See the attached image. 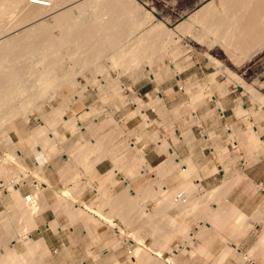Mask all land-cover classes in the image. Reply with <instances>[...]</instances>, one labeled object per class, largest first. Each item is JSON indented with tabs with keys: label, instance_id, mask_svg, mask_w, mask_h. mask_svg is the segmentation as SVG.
Masks as SVG:
<instances>
[{
	"label": "rangeland",
	"instance_id": "rangeland-1",
	"mask_svg": "<svg viewBox=\"0 0 264 264\" xmlns=\"http://www.w3.org/2000/svg\"><path fill=\"white\" fill-rule=\"evenodd\" d=\"M45 1L44 0H39V1L38 0H30V1L27 0L29 5L32 3H33L32 5H35V4L42 5V4L47 2V1L46 2ZM71 1L73 2V0H69V3ZM124 1L126 4L127 0H123V2ZM132 1H134L137 4L139 9L134 12L133 11L134 9H131V11H130L129 10L130 7L129 8L126 7V10L128 12L130 11V14L132 12L133 15L131 14L130 16L132 18H137V21H139V22H137V24H140L141 22H140V20H138V17L143 13V11L145 9L151 11L152 10L151 8L154 6L149 5V4L145 5L142 0H137V1L132 0ZM157 3H158L157 5L160 9H164L166 11L171 12V14L176 16L175 18H177V19L180 18V12L178 11V6L177 7L176 6H174V7L170 6V7L164 8L163 1L160 0ZM193 3H194L193 0H185V1L182 0L180 5H179V9H183L187 6H190ZM14 5H13L14 8L12 6L9 8L6 7L2 11V15L4 16V13H6V11L9 10V12L7 11V14L9 13V15H10L9 20L11 19L10 20L11 23L9 22L10 27L12 26V24H14L13 26L16 25L17 22H15V21L20 20L21 18L23 19L22 15L27 10L26 9L27 7L25 8L26 9L25 10L22 6L19 7V5H18L15 8ZM47 7H48V9L50 7V11H51V6H47ZM59 7L60 6H57L54 9V11L58 10ZM124 8H125V6H124ZM5 9H7V10L5 11ZM22 9L25 11H23ZM99 9L100 10H107V9H103L100 7L98 8V10ZM154 10H155V12L152 11V13L155 14L157 19L161 20L164 13L162 11H160L158 13L156 8H154ZM128 12H127V17H128ZM72 13L74 16L78 15L77 10H72ZM102 16L103 17L102 18L100 17L99 21L103 22L104 20H106V16L105 15H102ZM131 17H130V19H131ZM131 20L133 21V19H131ZM135 21H136V19H135ZM135 21H133V22H135ZM117 22H116V25L120 26L119 24H117ZM126 22H127V24L131 23V25L136 24L133 22H128V21H126ZM126 22H124V23L120 22L121 27L119 30L120 31L125 30L126 32L128 31L130 33V35H129L128 33H125L124 31L120 32L123 34L122 36H124V34H126L125 38L123 37L124 39H122V40H124L125 45H127V47L129 48L130 46H133V45H130V43H133V41L135 40V36L136 37L137 36H139V37L143 36L144 35L143 32L145 31V33H146L147 29L144 30L143 27L137 28L136 26H138V25H136V26L134 25L135 27L134 26L130 27V25L128 24L129 25V27H128L126 24L124 26V24ZM23 23L24 22L22 21V25H23ZM174 23H176V22H174ZM122 24H123V26H122ZM149 25H146L147 28ZM132 27H134V30ZM117 28H119V27H117ZM135 28H137V29H135ZM115 29H116V27H115ZM52 33H53L54 37L56 36V38H58V35H60V32L57 29H54L52 31ZM65 40H67V38H65ZM35 41L37 42L38 40L35 39ZM33 42L34 41L31 40V44H34V45H31L28 43L29 48H32L33 46L36 47V42H34V43ZM77 42L78 41H76V43ZM74 43L71 42V43H69V45L67 44V46L70 49L69 50L70 52L68 51L67 46L66 47L65 46L63 47L62 45L56 46V48L58 47L57 49L60 52L59 57L60 58H61V56L63 57V58H61L63 60H60V64L56 65L57 66L56 70H57V68L59 70V71L57 70L58 72L55 70L56 74L59 73V75L58 74L56 75L58 77V80H59V78H60V80L65 78L69 74H70V77L72 75H74V73L76 75V76L74 75L75 79H73V80H72V78H74V76L71 78L68 76V80L66 78H65L66 80L64 79V82L67 81L70 83L71 81H73L70 84V86L74 85L75 88L73 86L71 89L68 88L69 85H65L66 82H65V84H64V82H61L62 84L61 83L59 84L62 86L64 85L65 86L64 89L66 88L65 90L62 88L58 89L59 87H57L56 84H54V86H56V88L54 86L52 87V85L50 86V87H52L51 89L54 88L55 90L56 89L61 90V91L63 90V92L58 91V93H56L58 97H54V98L50 99L51 97L49 95H51V93H47V91L44 92L42 90L44 93L48 94V96L46 94H44L47 98L43 97L44 95L42 94L43 92L40 91L41 89H38V91L42 95L38 94L39 92H36L37 91L36 89H33V91H32L31 87L34 88V84H35L34 82L35 81L31 80V79H33V76L32 77L30 76L31 77L30 78L27 75H30V74L32 75L33 73H36V72L30 71V73L29 72L25 73L22 70L24 72V75H25L23 79H26L25 78L26 76L29 77L31 82H32V85L29 84L30 87L28 86V89L29 88L30 89L29 90L26 89L27 91H25L24 95H23V90H22V94L20 93V95H17V97L19 99H21V98H23V97H19L21 95H23V96H25V95L26 96L27 95L32 96L33 95L32 96L33 101L35 100L34 99V97H35L36 100L39 99L41 102H39V101L36 102V100H35L34 102H32V104L37 105V103H38V105L37 106L35 105V106L38 107L39 109L35 110V108H33L35 106H33L31 108L28 107L29 109L27 108L26 109L27 111H25L24 108H22V107H25L26 104H28V102H29V104H31L30 103L31 100L30 101H26L25 99L19 100L16 97L15 99L17 100V102H16V100L14 102L15 104L12 102L13 105L17 104L18 107L21 108L20 109L21 113L22 112H25V113L24 114L18 113L15 116L16 118L14 117L15 120L14 119L13 120H14L15 124H5L4 123L5 126H4V124H2L3 127L0 128V175L4 176L7 172L15 170V178L13 180H18V182L16 184H19V183H22L23 181H25L26 179L28 180V178H29L28 176L30 175L29 172H32L33 176L39 182L42 180L47 181L44 173L50 167L49 165L54 166L56 168V170L58 171V174L61 176L63 183L65 185V189L60 187L61 190L58 191L56 194V198H57V206H56L57 209L56 210L59 212L63 209H66V210L69 209V210H67L69 212L68 216L72 217V215L70 214V211H71V209L74 210V208H76V207L73 208L72 205H70L69 203H64V204L61 203L62 197H60V195L63 197L71 195L68 197L69 200L74 201V199L76 198L75 200L80 201L81 197L86 192L87 193L89 192L90 197L92 198V202L87 203L86 205H90L95 210L100 211V214L98 212H96L97 213L96 214L94 211L86 210L83 207L84 210H79V211H77V213H75L76 219L71 218V220L74 223L80 222L83 224L84 229H86V231L88 232V236H89L88 242L90 244L89 247H91V246L93 247V245L97 244L100 239H104L108 246L111 245L114 248H118L122 245H125V247L129 246L133 250L132 256H133V258H135L136 264H166V260L168 258L169 259L171 258L173 260V261H171V260L169 261V259L167 260V262H169L168 264H171V262H174V260H175L174 258L176 256L175 254H177V253L180 254L178 259H176V262L179 264H221V263L227 264V263H225L226 258L230 257V256H234V258H235L236 262H233V264H250V263L256 264V263H254V261L257 259L258 254L261 252H264L263 246L261 245V243H259L261 241V239L263 238L262 236L251 238V240H253L254 243H253V246L251 247L250 251L246 254L241 252V250H240L241 254H238V251H233L231 253L229 252L230 249L228 247L231 246L230 243L232 241L238 243L237 245L239 248L240 241L243 239H246V237L241 236L243 234V232L239 236L236 233L237 237H228V236H221V235H218L217 237H206V236L201 237V236L196 235V239L194 241L190 240V239L188 240V242H191L190 246H189L190 248H185L182 246L177 248V245H179V244L183 245L185 243V239L189 238L186 236V233L188 231L190 232L192 230L187 225L184 226L183 224L182 225L180 224V225L184 226L186 228V230H183V228H181L180 225H179V227H177L176 224L180 223V222L178 221V219L176 217H174V220H173V218H171V216H169L168 219L162 220L163 212H161V211H162V209H164V207H166V205L164 203H167V201H168L167 199H169V197L170 198L173 197V201L178 202L177 199L182 197L183 190L180 189V187H179V191L181 190L180 191L181 193L179 194L180 196L179 195L176 196V193L177 192L179 193V191L176 190V188H178V187L176 186L175 188H169L167 186V184H166L167 180H171V181L176 182V181H178L179 177L175 176L173 174V172H170L169 175L167 174L166 177L164 176V178H163L161 173L158 174L159 172L157 171L160 168L162 169V167H160V166H162L161 164L157 165L154 168L153 167L151 168V166L148 164L147 160L142 162V164L144 162L146 163V164L144 163L143 165H141V164L138 165L137 161H135L136 159H138V157H141L140 155H138V153H140L139 151L142 150L141 152L142 153L144 152L143 148L137 147V143L140 141L146 140V138L150 141L153 140L155 143H157V141L154 140V135H155V133H157L159 136V133L157 130H155V131H152V132L146 134L147 127L151 126V124L153 123V121H152L153 117H151V119H149V117L147 116L144 109L147 106H151V102L146 103L143 100V98L138 94V92L135 91L131 87L132 82H128V80H133L135 78L140 79L141 77L139 78L138 76L137 77H135V76H136V74H138V72L140 73V71H142V72L145 71L146 65H147L146 67L149 70H150V67L152 68V72L155 75H154V79L152 77H151V79L155 80V82H157V83H160L162 81L165 82V81H168L170 79H175L176 76H174V74H173L174 71H172L170 69V65H168L169 61L173 60L174 57H177V58L179 57L178 58L179 61L184 59V57H187V60H188V57L191 56V61L188 62L189 64L191 62V66H189L188 68L183 70L182 73L178 74V75H182V77H184V78L186 77V79H187L184 83L181 84V89L182 90L184 89L183 91L187 92L186 93L187 94L186 100H185L184 104H182L180 107H177L173 110H167L164 107V103H163V100L161 99V97L159 98L158 95H156L157 96L156 98L155 97L151 98V101H154L157 104V106L154 109L157 112H159L160 115H162L166 119H167V114L170 117H176L177 115H181L183 113L185 115L184 116L185 122L190 125L189 126L190 129L184 130V133H183V136H184L183 141L184 142L183 143L186 146L193 148V146L191 145L192 144L191 140L194 139V136L197 139L199 138L198 133L200 132V130H202V132H205L208 135V138H210L212 140L218 139V136H217L218 133H216V131L214 132L213 129H211L210 131H208V130L205 131L204 129H201L199 127V126H201V122L202 121L207 122L208 119L210 117H212L213 115L218 116L220 114V112L221 113L223 112V107L225 109L227 106H229V108H233L232 110L234 113L230 109H228L226 112L229 111L228 115H230L233 120H236V119L241 120L239 117L244 118L243 122L245 123V126H243L242 129L235 130L234 131L235 134L233 133L234 135H230V136L228 135V139L231 142L233 139L234 140L238 139V141L240 139V141L238 143L239 147L236 150L241 149L242 152H245L246 151L245 149H248V154L251 156L247 157V158H249L248 160H250V162H252L253 160L256 161L257 159H259V158H257V155H261L264 153V149L256 146L257 144H255V142H256L255 138H257V140L260 141L259 139H261V137L262 138L264 137V104L258 100L256 101L254 98H252V95L250 94L249 91H245V89L241 85L239 86V84L235 83V82L228 83V85L230 84L232 86V89L234 90L231 94H225V93L222 94L220 92L219 93H213V91L212 92L205 91L208 88L211 90L213 88H215L212 85L213 81L211 82L212 84L210 83L211 75L209 77H204V78H202V77L201 78H193L192 76H190V74L192 72V68L197 63V60H198L197 57H199L200 54H203L204 50L199 45H197V44L194 45L192 42H190L188 40H183V41L181 40L179 43L176 44V46L170 45L169 49H167V46H165L164 49L161 46L162 49L160 50V52H158V53L156 52V54L154 55L155 57L151 62L149 61V63H148V61H147L148 64L143 63V65H141L137 70L125 68V70L123 69L124 71L123 70L120 71V69H118V67H116L113 64V61H111L112 59H110V57L112 58V56L109 54V52L113 53V50H111V49H109V50L106 49L109 52L107 51L108 52L107 53V52H105L106 51L105 50L103 52V55L101 54V58H99L100 57L99 55L98 56L94 55L96 60L98 59L97 60L98 62L95 61L94 58H93L94 61H91V59H89L91 61V64L93 63L96 67H97L98 63L100 64V65H98L97 70L94 69L95 67L93 66V64L91 66V68L93 67L92 70H91V68L89 69L90 66L86 68V66H88L90 62L88 61L89 63L87 65H85V63H83L82 60L87 61L88 58L91 56L88 55L89 57L86 56V58H85V56L83 54L79 53V51L76 48L77 46L75 47L76 43L75 44ZM26 44H27V42H26ZM70 44L71 45L74 44V45L71 46ZM17 46H18L17 48L20 49L21 45L18 44ZM23 46L21 47V50L28 49V47L25 44ZM187 46L191 47V51H189L188 53H187L186 49H189V48ZM17 48H16V50H18ZM71 49L75 52H78V54L76 53V58L74 57L75 52L73 54ZM26 51H28V52L32 51L33 52V49L26 50ZM18 52H19V50H18ZM18 52H16V53L18 54ZM22 52L23 51H21L19 53L22 54ZM116 52H118V51H116ZM185 52H186V56L183 55V53H185ZM211 53L214 56H216L217 58L226 62L232 68L233 72H235L237 75H239L245 81V83H247L248 85H251L254 89H256V91L261 96L264 97V51L240 67L233 66L231 64V62L227 59V56L225 55V52L223 50L216 48ZM77 55H79L80 57H78ZM107 55H108V57H105ZM18 56H20V55H18ZM36 56H38V55L31 56V58H29L30 60H28V61L30 63L32 61L35 62L37 60ZM52 56H51L52 58H55L54 55H52ZM70 56L71 57L73 56V57L70 59ZM82 56L84 57L83 59H81ZM102 56H103V58H102ZM32 58H34V59L36 58V59L32 60ZM49 58H48V60H49ZM79 58L81 59L80 62H79ZM22 59H25V60H23L21 63H23L25 61L26 64H25V62H24V64L27 66V61H26L27 58H22ZM76 59H78V61ZM75 60H76V62H75ZM37 61L39 62V60H37ZM37 61L35 64H39V63H37ZM200 61H201V63H203L204 66L206 65L210 68L209 72H212V73L216 72L217 76L215 77V79H216L217 83H219L216 85L217 87H218V85H221V84L227 85V82H229L227 75H225L223 73H217V70L214 67H211L212 65H209V63L206 61V57L200 58ZM29 62H28V65L31 66V64H29ZM50 62H52V61L50 60L49 62L47 61L45 63L43 61V64H48ZM77 62H79V63H77ZM21 63L18 62V65ZM150 63H151V65H150ZM32 66H36V65H34V63H33ZM71 70H74V71H71ZM75 70H77V71H75ZM20 71H18L19 74H17V75H19V77H17V78H21L20 76L22 74V71L21 72ZM55 71H54V73H55ZM72 72H74V73H72ZM67 73H68V75H67ZM107 73H108V75H107ZM145 73H147V72H145ZM107 76H109L110 79ZM93 77H94V79H93ZM188 77H189V79H188ZM101 79H103V81L106 79L105 83L103 81H102V83H100ZM58 80L56 79L55 81H58ZM108 80H111L113 82L112 87H109ZM61 81H63V80H61ZM58 82H57V84H58ZM194 82L198 83V84H196V86L199 88V90H202V93H201V91H199V93L189 91V90H192V87H188L187 91H186L185 84L187 83L186 84V86H187L189 84H193ZM69 83H67V84H69ZM75 83H77V84H75ZM103 83L105 86L109 87V89H107V87H106V89L108 91L102 87L103 85L101 86V84H103ZM78 84L80 86H77ZM214 84H216V82ZM21 85L24 86L23 83H21ZM26 85H28V84H25V87L27 88ZM118 85H121V89L118 88V87H120ZM62 86H60V87H62ZM84 86H86L87 88H85ZM116 86H118L117 87L118 90L115 89ZM35 87H37V86H35ZM38 88H40V85H38ZM111 88L113 89L112 91H111ZM54 89H53V91H54ZM30 90H31L32 95L30 94ZM104 90L107 91L108 93H104ZM196 90H198V89H196ZM35 94L38 97L34 96ZM88 94H90V95H88ZM105 94H106V96H105ZM107 95H109V96H107ZM134 95H136L142 101V103H143L142 105L144 107L142 112L143 113L145 112L147 121L145 120V118L144 119L141 118L138 105L136 104V101H135V98H137V97L136 96L134 97ZM212 95H215V96H212ZM39 96L42 98H40ZM78 96H80V97H78ZM193 97H196V99H193ZM75 98L78 99L79 102L83 101L84 99L86 100L87 98L90 101L97 100V104L99 106L98 107L91 106L90 108L88 107L86 109L81 108V104L80 103L77 104L78 101ZM80 98H82V99L80 100ZM188 99H189V101H188ZM191 100H193V101L196 100V101H194V103H193V101H191ZM11 101H14V100H11ZM190 101L192 103H190ZM61 102H62V105L66 106L64 113H66L67 116L69 115L68 117L71 116L73 124L72 123L71 124H64L62 118H58V117L56 118L55 117V119H52V122H53V120H55L54 123H57V125L54 123L51 124L50 120L48 122L51 125L54 124L57 127H55V126L49 127L50 125H47V122L45 123V121H47L48 117L51 119V116H49V115H51V112H53V108H54V110H56L55 108H59L58 106L61 105ZM65 103H66V105H65ZM2 104L4 107L2 106L3 108L2 109L0 108L1 111L3 110L6 112L7 108L12 109V107H13V105L9 101H8V103L3 102ZM7 104H8V106H7ZM20 104H22L21 107L19 106ZM240 104H241V106H240ZM77 105H78V107H77ZM152 105H154V103ZM27 106H29V105H27ZM39 106H41V107H39ZM200 106L206 108V111H205L206 113L205 112L203 114L197 113V112H199L198 108ZM241 107L246 108L248 111L246 113H244L242 111ZM157 108H159L160 110ZM219 108H221V109H219ZM28 110H29V112H28ZM135 111L138 112L139 115ZM89 112L92 114H89ZM26 114H27V117L25 116ZM92 115H93V118H92ZM44 116L45 117L48 116V117L45 118ZM135 116L139 117L141 120L139 118H135ZM61 117H64V116L62 115ZM235 117H237V118H235ZM0 118H1V116H0ZM132 118H134V119H132ZM142 119H143V122H145V124L142 123ZM1 120H4V119H1ZM136 120H138V122L140 123L138 126L139 132L137 130H134L135 128H132L133 123H136L135 122ZM77 121L81 124H79ZM141 123L143 126L141 125ZM146 123L148 125H146ZM63 124L66 126H64ZM44 125L48 126V129L51 131L50 132L51 134L45 133V136L41 135L39 138L35 139L36 141L31 139L34 137L33 131H35V129L36 130L39 129L40 126L43 127ZM53 128H54V130L56 129V132H57L56 135L52 131ZM79 128H81V129H79ZM234 129H236V128H234ZM174 130L175 129H173V132H175ZM47 135H51L52 139L55 136L57 137V135L59 136V137L55 138L56 140L54 139L55 141L53 140V142H55V143L52 142L51 136L50 137L48 136L51 139L50 145H53V147L56 146L55 148H51L50 146H48V147L44 146L43 147L44 149H43L42 146H40L42 143H44L43 138L46 137ZM29 136L30 137L33 136V137L30 138ZM133 137H135L134 138L135 140H132ZM159 138L161 140H163L160 136H159ZM37 139H39V140L37 141ZM97 139L100 140L99 142H102L101 140H104V139L107 140V141L104 140L106 152L104 151V149H103V151H100L102 149L100 148L99 145H98V148L96 145H94V144H96ZM40 140L43 142H41ZM174 142L177 143L178 142L177 139H174ZM131 143H134V145H132ZM217 144H219V141L217 142ZM37 145L42 148V152L40 154H38V152H35V151L39 150ZM13 147L15 148V150ZM45 147H47L48 149ZM52 149H54L57 153L54 152V150H52ZM219 149H220V147H219ZM220 150H221L220 152H219V150L216 152V154H218V155L220 153V156L224 152L225 153L228 152V150L225 148L220 149ZM17 151L22 153V155L24 157L27 156V162L25 160V163H24L23 160L21 159V156L16 157V154L19 155V152H17ZM111 151H112V154L114 156L111 155V153H110ZM174 151H176V150L174 149ZM103 152L105 154H103ZM113 152H115L117 155ZM9 153H12L13 157ZM88 153L90 156H88ZM246 153H247V151H246ZM143 154L145 155V153H143ZM94 155H95V157H92ZM37 156H39V157L41 156L43 158V161H44L43 162L44 165L42 166L41 170H38V168H36L37 167V161L39 159V157L37 159ZM105 158L112 159L113 162L115 163V167H116L115 169H118L119 172L116 173L115 171H113V172H110V173L103 175V176H97L95 171H93L94 164L98 163L101 160H104ZM190 158L191 157L189 156V157L182 158V159L188 160L190 162L191 166L195 165V167H192V169L196 173H194V175L192 173V175L195 176L196 178H194L193 176L192 177L197 180L199 178V174H197L198 169L196 167V164L194 162H192L193 161L192 158L191 159ZM244 158H246V156ZM28 161H30V163ZM83 162H84V164H83ZM227 163H230V161ZM233 164H235V163H233ZM263 164H264V162H263ZM157 167L158 168L160 167V168L156 169ZM144 169H146V170H144ZM151 169H154V170H151ZM215 171H217V168H215ZM19 172H20V175L18 174ZM174 172H175V169H174ZM180 172H181V170H180V168H178L177 174H179ZM243 172L244 171L242 169H239L238 167L225 166L224 167V176L223 175L220 176L219 179L222 180L223 182H227V181L240 182V181L249 180V178H247V175L245 176L244 175L245 173H243ZM258 172L261 173V169H259ZM82 174L84 175L83 177H82ZM110 174L113 175V178L110 177ZM77 175L79 177H77ZM153 175H154V177H153ZM262 175L264 177V173ZM75 177H76V179H75ZM192 177H190V180H193ZM18 178H20V180ZM121 178L125 179L124 182L126 183V185L124 182H122ZM112 179H114V181H115L114 183L112 182ZM126 181H128L130 184L127 183ZM190 184L194 185L196 188H198L197 186H199L196 184V182H193V184L191 182ZM108 185H111V187H107ZM128 185H129V187H128ZM8 186L10 187L11 185L8 184ZM76 186H78V187H76ZM226 186L227 185L225 183H223V185L215 188V190L214 189H212V190L204 189V190H201L200 192L196 191V193H193L192 195H189L188 193H186L190 197L193 196L191 199V202H193L194 199L197 198V199H199V201L201 199H203V201H202L203 203H206L208 200H213V201L218 203V206H217L218 209L216 210V212H215L213 205H211L209 207V210H207L208 209L207 204L205 206H201L202 210H204L205 207L207 206L206 207L207 209H205V210H207V212H206L207 215L203 218L204 221H210L211 222V220H210L211 215L214 214V216L212 218H213V222H215V224L217 226H219L218 228H215V230L218 234L221 232H224V230H226V228L228 227L227 223L231 220H236L237 222H242L243 225H246V223H245L246 219H244V217H242V214L239 213V211L235 208V206L229 205L227 203L226 204H220V202H224L222 199L227 197V195L232 191L230 188H227ZM201 188H204V187L202 186ZM260 188L264 189V186L262 185V186H260ZM144 189H145V191H144ZM9 190H11V193L13 194V192H14L13 188H11ZM174 190L176 191V193L175 194L173 193L174 195H172V191H174ZM63 191L65 192V194ZM139 191H140V193H139ZM210 191H212V194H210ZM215 191H217V192L215 193ZM126 192H127L128 196H127V198H125V200H127V201H125L126 202L125 204L130 203V205H127L129 207L128 210L126 209V212L122 213L124 201L121 204V201L118 202V200L120 199L119 197L121 196V194L126 195ZM134 192H136V193H134ZM35 193L38 194V199H39L40 194L37 191ZM35 193L31 194L29 197H26V199H25L26 208L24 206V210L28 209L27 212L33 213V209H32L33 205H35V207H36L35 213L39 210L40 206L38 204V199L36 200V199L32 198V197H34ZM105 193L107 194V196L105 197L106 200L104 201L103 197L105 196L104 195ZM150 193H154V196H153V194H150ZM213 193L216 194V197H218V196L219 197L213 199V197H215V194H213ZM156 194L159 195V197ZM171 195H172V197H171ZM212 195H214V196H212ZM150 196H152V197H150ZM162 196H164V197H162ZM117 197H118V199H117ZM166 197H168V198H166ZM115 200H117V202ZM134 200L136 202H139L138 206ZM137 200H139V201H137ZM64 202H67V201H64ZM162 202H164V203H162ZM189 203H190V200H189ZM119 204H121L122 206ZM132 204L135 206L133 207ZM84 205L85 204H83V206ZM162 205H165V206L163 207ZM130 206H132L133 209ZM139 207H141V208H139ZM157 207H159V208H157ZM176 207H178L177 204L168 206V207H166L165 212L167 210L168 211L173 210ZM219 207L222 208L221 211H220ZM140 209H141V212L143 210V212L149 213L150 217H147L144 215L142 217V215L139 214ZM159 209H161V210H159ZM133 210H134V212H133ZM210 213H211V215H210ZM215 214H217L218 216L217 215L215 216ZM238 215H239V217H238ZM102 216H104V219ZM106 216L109 217L108 218L109 221L107 219H105ZM164 217L166 218L167 216H164ZM116 218L120 219V221H121L120 224L118 223V221H115ZM256 219H258V218H256ZM223 220H224V222H223ZM110 221H112V222H110ZM174 221H175V223L176 222L177 223L173 224ZM263 221H264V218H263ZM263 221H262V223H263ZM213 222H211V223L213 224ZM216 222H219V224H217ZM220 222H221V224H220ZM181 223H183V222H181ZM54 224H56V225H54ZM104 224H106L109 227V229L112 231V234L110 236H106V237L105 236L99 237V234L101 236V233L106 230V226ZM51 225H52V228L54 227L53 229H55V230H57L59 228L58 222H54ZM263 225H264V223H263ZM164 226H170L173 229V231H166L164 229ZM128 228H131V230L127 231ZM119 230H120V233L122 234L121 235L119 233L120 237L117 236V231H119ZM157 230H159L160 232H158ZM161 230H163V231H161ZM25 233H26V231H25ZM178 234L181 235L180 236L181 238L179 237V240H177L178 238L176 237ZM141 238H143V241H144L143 246L140 244L141 242H139V240H141ZM225 238H227L229 241H226ZM198 240H200L201 242H199ZM29 242H30V240L26 242V246L28 245V247L31 249V251L32 250H34V251L39 250V252L37 254L33 253V251L31 253L30 252L25 253V256H26L25 258L27 261H29L27 256H29V255L32 256V254H34L35 256H37V255L41 256L42 254H44L47 251L46 246L44 249L45 252L41 251L42 248L39 249L40 247H38V245L36 244L37 241H33V244L32 243L30 244ZM39 243L42 244L43 242L40 241ZM130 243L132 245H130ZM167 243H168V245H167ZM256 243L257 244L259 243V244L256 245ZM35 245H37V248ZM33 246H34V248H33ZM210 248L211 249L213 248V250H216V249L219 250L216 258H214V256H212V255L210 256V254L207 253V250ZM174 249H178L177 253H175V254L173 252ZM253 249H254V251H253L254 253H250ZM160 250H161V252H160ZM164 252H168V254H164ZM7 253L10 254L9 251H7ZM160 253H162V255ZM8 254L6 256H8ZM11 254H13V253H11ZM11 254H10V256L13 257L14 255H11ZM249 254H250V256H249ZM159 255L161 256V258L158 257ZM6 256H4V261L6 260L5 259ZM89 256H90V258L88 259V260H90V261H88L89 263L93 262L92 260H95V262L98 263V256H99L98 251H97V253L96 252H90ZM15 258L16 257H13V260H15ZM246 258H248V259H246ZM15 261L16 262H11V260H10L9 262H11V264H13V263L18 264L17 259ZM247 261H249V263ZM8 263L4 262L2 264H8ZM19 264H20V262H19ZM116 264H120V263L117 262ZM262 264H264V262H262Z\"/></svg>",
	"mask_w": 264,
	"mask_h": 264
},
{
	"label": "crops",
	"instance_id": "crops-1",
	"mask_svg": "<svg viewBox=\"0 0 264 264\" xmlns=\"http://www.w3.org/2000/svg\"><path fill=\"white\" fill-rule=\"evenodd\" d=\"M142 1L145 5L149 4V5L154 6L151 8L152 9L151 11L145 9L142 15L146 13H151V15L154 16L153 22L151 21L152 24L161 23L162 25L165 26V28L171 31L170 32L171 34H173V37L172 35L170 36V40L167 37L166 38L161 37L162 41L156 38L157 41L159 40L158 43L160 45L161 43L163 44L164 46V47L162 46L163 49L165 48L164 43L166 44L167 49H169L170 48L169 44L176 46V44L179 43L181 40L182 41L188 40L192 42L194 45L197 44L201 48H203L204 50L203 54H200V56L197 57L198 58L197 63L192 68V72L190 76H192L193 78H201V77L204 78V77H209L210 75L211 77L217 75L212 72H209L210 68L206 65L204 66L203 63H201L200 61V58H204V57H206V61H207V59H209L208 55L209 57L211 56L221 61L224 64V66L232 70V68L226 62L217 58L211 53L216 48L223 50L225 52V55L227 56V59L231 62L233 66H236V67H240L244 65L246 62L250 61L252 58L258 56L264 51V47H263L259 51L255 53H251L250 56H247L245 54L247 51L244 52V50H242V48L243 49L245 48L246 50L251 51L254 44H251L252 45L251 46L250 43H253V42L256 43L259 40V38L264 35V30H263L264 26H262L263 29L260 28L263 22L262 18H264V14H263L264 13V0L263 1L262 0H252V1L251 0H223V1L193 0L194 3L192 5L187 6L183 9H179V5L182 0H161L164 3V8H167L170 6L172 7L178 6V11L180 12V18L178 19L175 18L176 16L172 15L171 12L166 11L164 9H160L158 7L157 2H159L160 0H142ZM154 8L157 9L158 13L160 11L164 13L161 20L157 19L155 14L152 13V11L155 12ZM256 8H259V9H256ZM197 13L199 14L202 13V15H200L199 17V15H196ZM231 13L233 14L230 15ZM249 14L255 16V19H257L254 24H249V26L252 25L250 26L251 29H248L251 31H249V35L247 36V39L245 38L246 40H249L248 38L250 36V40H252V42L248 41L246 43L245 40H243L245 41L243 42L240 39L237 40V38L234 40L235 42L231 41V38L229 39V37L231 36H228V34L225 33V30H227V28L231 26L232 28H230V31L228 30V33L231 34L232 29H235V27L237 26V28L239 27L238 29L244 32L242 28H245L246 26L249 28V26L247 25L248 20L250 18ZM194 15H196V18L194 17ZM225 15L235 16L236 18L238 17L237 18L239 19V21L237 20L238 24L236 25V20H234L235 26L233 27L232 24L226 22L225 19H223V17H226ZM257 15L260 17L258 18L262 20L261 24H259L260 20L256 18ZM228 16L227 18H229ZM245 16H246V19H248L247 21L245 20ZM197 17H199L198 19L199 21L198 20L196 21ZM205 18L206 19L208 18L207 21ZM138 19H140V17ZM151 22H149L150 25H152ZM149 23H147L146 25H149ZM189 23H190V29L188 28ZM242 23L244 25H242ZM150 25L148 26L149 28L151 27ZM180 25L183 28H187V29H183L182 27H180ZM177 26L179 27L177 28ZM143 28L144 30L149 29L147 27H143ZM179 28H181L180 30L182 33L178 31ZM252 28H256V29H252ZM258 30L260 32L262 31L261 34ZM211 31L213 32V34ZM221 31H223L222 32L223 34L221 33ZM235 33L234 34L237 35V32ZM257 33L259 34V36L256 35ZM226 36H228L227 38L229 39L230 43L228 41L224 42L225 41L224 37ZM136 38L137 37L135 36V39ZM163 40L166 42H164ZM239 42L241 43V45ZM230 44L233 45L234 47L231 46ZM228 45H230L229 48H232V47L233 48L229 49ZM242 45L245 47H243ZM236 50L237 51L242 50L243 53L247 57L244 54H241L242 51L237 52ZM184 56H186V54H184ZM186 60H187V57H184V59H182L181 61H179L177 57H174L173 60L169 61L168 65L173 64V62L175 61L176 64H179V66L183 68L181 70H178L177 72H174V73L172 72L174 76H176L175 79H170L165 82L162 81L160 83H157L153 79H151V77L154 78V75H155L152 72V68L150 67V70H149L145 66V71L143 72L140 71L141 74L138 72V74H136L135 76V77L138 76L139 78L141 77L140 79L137 78L138 79L137 80L135 78L136 79L135 80L132 78L133 80H128V82H132L131 87L135 91L138 92V94L143 98V100L146 103L151 102V106H147L144 109L149 119L153 117V120H152L153 123L151 124V126L147 127L146 134L157 130L159 133V136L162 139H164L166 144L168 145V147L167 146L165 147L164 145L162 146V144L161 145L157 143L155 144L154 141H150L146 138V140L138 142L137 147L143 148L145 152L146 160L148 164L153 168L161 164L165 160L169 159L166 153L167 149L168 151L175 149L176 154L179 158H186L190 156L193 162L197 164L196 167L198 169V174H199V178L195 180V182L197 183V185L199 183L201 186H203L204 189L212 190L214 188L220 187L221 185H223V183H225L227 185L226 187L230 188L232 191L227 195V197L223 198L224 202H220V204L227 203L229 205L235 206V208L239 211V213L242 214V217L246 219V222H245L246 225H243L242 222L231 220L227 223L228 227L226 228V230L218 234L215 230V228H217L215 226L217 225L215 224V222H213V218H212L214 215H211L210 213L211 215L210 220L211 222H213V224L210 221L203 220V218L207 215L206 212L207 210H209V207L211 205H213L214 209L217 210V206H218L217 202L213 200H208L206 203H203L202 202L203 199L199 201V199L197 198L194 199L193 202H191L190 199L192 197L189 196L190 204H188L189 200L186 194L184 195V197L182 196L179 199H177L178 202H176V204L178 205V207H176L173 210H169V211L167 210L165 213L163 212L162 220L168 219L169 216H171V218L173 219L174 217H176L178 221L180 222L177 224V227H179L180 224L181 225L183 224L184 226L187 225L192 230L190 232L188 231V234L190 236L192 235L193 237H196V235L201 236V237L203 236L217 237L218 235L228 236V237H237V234L239 236L243 232L241 236L246 237V239H243L240 241L239 248H237L238 243L234 241H232L230 244L231 246H233L232 248L234 250L236 248L235 251H238V254H241V252L246 254L250 251L254 243V241L251 240V238L264 236V225H263L264 223L263 221L264 192L262 188L261 189L259 188L262 185L264 186V177L262 175L264 173V164H263L264 153L261 155H257V158L259 159H257L256 161L253 160L252 162H250V160H248L249 158H247L251 156L248 154V149H245L247 153L246 151L242 152L241 149L236 150L239 147L238 143L240 139L239 141L238 139H235V140L233 139L232 142L229 141L228 135H231V133L232 135H234L235 130L242 129V127L245 126V123L243 122L244 118L239 117L241 120L239 119L233 120L232 117L228 115L229 111L226 112L228 109H230L233 112L232 110L233 108H229V106H227L226 109L223 107L222 113L220 112L218 116L213 115L212 117L208 119L207 122L202 121L203 123L201 122V126H199L201 129H204L205 131L207 130L210 131L211 129H213L214 132L216 131V133H218L217 134L218 139L212 140L208 138V135L205 132H202V130H200V132L198 133L199 138L197 139L194 136V142L191 144L193 148H190L183 143L184 142L183 141L184 130L190 129L189 127L190 125L185 122V118H184L185 115L182 113L181 115H177L176 117H170L167 114V119H166L154 109L157 106V104L156 102L151 101V98L156 97V95H159L161 97L164 103V107L167 110H173L177 107H180L182 104H184L186 100L187 92L181 89V84L184 83L187 79L186 77L184 78L182 77V75H178V74L182 73L183 70L191 66V64L188 63V61H191V58L187 61ZM170 67H172V69L174 68L173 65H170ZM213 79L212 78L210 79V83L212 82V80L215 83L216 79L214 77ZM214 83H213V86L217 87L216 85L218 83L216 82V85ZM186 84H185L186 91L188 87H192V92L199 93V91H201L202 93V90H199V88L196 86V84H198L197 82H194L193 84H189L187 86ZM217 88H213L212 90L208 88L205 91L211 90L210 92L213 91V93H219L220 91ZM226 88H227L226 94H231L234 91L231 85H227ZM78 103L81 104V108H85V109L88 107L90 108L91 106H95V107L99 106L97 104V100L90 101L88 98L86 100L84 99L81 102L78 101L77 104ZM153 103L154 105H152ZM198 111L199 112L197 113L203 114L206 111V108L200 106L198 108ZM135 118H139V117H135ZM135 122L136 123H133L132 128H135L134 130H137L139 132L138 126L140 123L138 122V120H136ZM173 129H175L174 130L175 132H173ZM134 138L135 137H133L132 140H135ZM174 139H177L178 142L175 143ZM261 139H263V142H264V137L263 138L261 137ZM218 141H219V144H217ZM256 146L260 147L259 145H256ZM219 147L220 149H224V148L227 149L228 152L227 153L224 152L223 154H221V156H220V153L219 155L216 154L218 150L219 152L221 151ZM20 156L24 163H25V160L27 162V156L24 157L22 153L19 152V157ZM88 156H90L89 153H88ZM245 156L247 159L244 158ZM38 157L39 156H37V159ZM92 157H95V155ZM38 161H37V166H40V164L42 166L44 165L43 163L44 161L41 156L39 157ZM229 161L230 163H227ZM28 162L30 163V161ZM49 166L50 167L48 168V170H46L44 173L47 181L43 180L39 182L33 176L32 172H29L30 175L28 176L29 177L28 180L26 179L25 181L19 184H16L13 180L15 178V170L7 172L4 176L0 175V264L5 262L4 256L7 255V252H5V250L13 252L14 256L17 259L18 264L19 262L20 264H116L117 262L120 264H136L135 258H133L132 256L133 250L129 246L125 247V245H122L118 248H114L111 245L108 246L104 239H100L97 244L93 245V247L92 246L89 247L90 244L88 242V239H89L88 232L86 231V229H84L83 224L80 222L74 223L71 220V218L68 216V211H67L69 209L67 210L63 209L59 212L56 210L57 209L56 208L57 206L56 194L58 191L61 190L60 187L65 189V185L63 183L61 176L58 174V171L56 170V168L51 165ZM225 166H228V167L233 166V167H238L239 169H242L244 171L243 173H245L244 175L245 176L247 175V178H249V180L240 181V182H232V181L223 182L222 180L219 179V177L222 175L224 176ZM215 168H217V171H215ZM114 169H115V163L110 158H105L104 160L99 161L98 163L94 164V167H93V171H95L97 176L106 175L110 172H113ZM259 169H261V173L258 172ZM18 174L20 175V172ZM121 179H122V182H124L125 179L124 178H121ZM184 181L185 182L187 181L186 183H188L189 181L190 183V180H184ZM184 181H182L181 183L179 179L176 182L167 180L166 184L169 188H175L179 184L180 186L184 184L185 183ZM126 182L129 183L128 181ZM8 184L11 185V188L13 187L12 185H14L13 194L11 193V190H9ZM187 185L194 187V185H191V184H187ZM187 185L185 187H187ZM199 186H198V190L200 188ZM107 187H111V185H108ZM183 188L184 187L180 189L183 190ZM188 188L190 189L191 187L188 186L187 189ZM191 189L192 190L195 189L193 191H196L197 188L194 187ZM186 190L184 191L187 193ZM36 191L40 194L39 199H38V194L35 193ZM185 192H183V194ZM34 193L35 195L32 198L36 200L38 199V204L40 207H39V210L35 213L36 207L35 205H33L32 206L33 213H30V212H27V210L22 209V207L24 208L26 204L25 203L26 197H29L31 194H34ZM69 196L62 197L60 195V197H62L61 203L64 201H67L65 203H69L70 205L74 207L76 204V206L83 208V204L92 202V198L90 197L89 192L88 193L86 192L81 197L80 201H77L74 198H73L74 201L69 200L68 199ZM169 201L171 202V204L173 203L171 199ZM169 201H167L166 204H168ZM125 203L124 205L127 206ZM206 204L208 205V209L202 210L201 206H205ZM168 205L166 207H168ZM128 208L129 207L127 206V210ZM164 209H162V211H165ZM164 216H168V217L164 218ZM115 221H118L119 224L121 223L119 218H116ZM53 222H58L59 228L57 230L53 229L54 227L52 228L51 224ZM104 225L106 226V230L101 233V236L99 234V237H104V236L106 237L112 234V231L109 229V227L106 224ZM184 226L182 227L186 230ZM164 229L166 231H173V229L170 226H164ZM25 230H27L26 233L24 232ZM128 230H131V228H128L127 231ZM188 234L186 233V236ZM180 236L181 235L179 234L176 236L178 238L177 240H179ZM29 239L33 241H40V240L44 241L47 247V251L41 256L40 255L35 256L34 254H32V256L29 255L27 256L29 261H27L25 258L26 257L25 253H29V250L26 246V242L29 241ZM198 241L201 242L200 240ZM130 245L132 244L130 243ZM261 245L263 246V249H264V245L263 244ZM177 246H180V244ZM210 249L207 250V253H209L210 256L212 255L214 256V258H216L219 250L217 249L213 250V248L211 250ZM240 250L241 252H239ZM97 251L99 252V256H100V257L98 256V263H96L95 260H92L93 262L89 263L88 262L90 261L88 260L90 258L89 253L90 252L97 253ZM164 254H168V252H164ZM179 256L180 254H176L174 258L175 260L171 264H179L176 262V259H178ZM233 262H236L234 256L226 258L225 263L233 264ZM247 262L249 263V261ZM262 262H264V252L259 253L257 259L254 261V263L256 264L257 263L262 264ZM166 264H168L167 261H166Z\"/></svg>",
	"mask_w": 264,
	"mask_h": 264
},
{
	"label": "bare ground",
	"instance_id": "bare-ground-1",
	"mask_svg": "<svg viewBox=\"0 0 264 264\" xmlns=\"http://www.w3.org/2000/svg\"><path fill=\"white\" fill-rule=\"evenodd\" d=\"M28 1H30V0H28ZM39 1V0H38ZM45 1V0H44ZM48 3H47V2ZM45 2L46 3H44V4H42V5H37V4H35V5H32V4H30L29 5V3L27 2V0H0V105H1V109L4 107L3 106V102H7L8 103V101L9 102H11V104H12V102L14 103L15 102V98L17 97V95H20V93L22 94V90H23V95H24V93H25V91H27L26 89H28V86L30 87V85L29 84H31L32 85V82H31V80L32 81H35L33 84H34V88H32L31 87V89H32V91H33V89H36L37 91L36 92H39L38 91V89H41L40 91H44V92H46L47 91V93H51V95H49L51 98L50 99H52V98H54V97H58L57 96V94L56 93H58V91L60 92L61 90H58V89H64V85L62 86V85H59L61 82H64V79L66 78L67 80H68V76L70 77V74L68 75V73H67V75L68 76H66L65 78H63V79H61V80H63V81H61L60 80V78H59V80H58V77L56 76L57 74L59 75V73H57L56 74V71L58 70V68H57V70H56V65H58V64H60V60H63V59H61V58H63L62 56H61V58L59 57V50L56 48V46H58V45H62L63 47L65 46H67V44L69 45V43H76V41H78L77 43H76V45H75V47L77 48V50L79 51V53H81V54H83L84 56H85V58H86V56L87 57H89V56H91V57H89L88 58V60L86 61V60H82V62L83 63H85V65H87L89 62V65L88 66H86V68L87 67H89V69L91 68V66H92V64H91V61H97L96 60V58L94 57V55L96 56H100L99 58H101V54L103 55V52L106 50V49H111V50H113V53L112 52H109L108 50H106L105 52H109V54L112 56V58L110 57V59H112L111 61H113V64L116 66V67H118V69H120V71L121 70H125V68L127 69H138L141 65H143V63H147V61H148V63H149V61L151 62L153 59H154V55L156 54V52L158 53V52H160V50H161V46H163V44L161 43V45L158 43V41L156 40V38H158V39H160V41H162L161 40V37H167L169 40H170V36L172 35V37H173V34H171L170 32V30H168L167 28H165V26L164 25H162L161 23H154V24H152V22H153V18H154V16H152L151 15V13H146V14H144V15H140L139 17H140V19H138V20H140V24H134L135 26L136 25H138V26H136L137 28L139 27H147V26H145L147 23H149V22H151V24L152 25H150L151 27L149 28V29H147V31H146V33H145V31L143 32V36H141V37H139V36H137L138 38L137 39H135L134 41H133V43H130V45H133V46H130L129 48L127 47V45H125V43H124V40H122V39H124L125 38V36H126V34H124V36H122L123 34L122 33H120L121 31L123 32H125V33H128L129 35H130V33L127 31H125V30H119L120 29V27H121V24H120V22L121 23H124V22H126V21H128V22H133V21H135V19H137V18H132L130 15L132 14V12H131V14H130V11H131V9H134L133 11L135 12V11H137L139 8H138V6H137V4L134 2V1H132V0H127L126 1V4H125V1L123 2V0H73V2L71 3H69V0H46ZM219 1H223V0H219ZM252 1V0H251ZM263 1V0H262ZM32 2V1H31ZM123 2V3H122ZM129 2V3H128ZM258 2V1H257ZM38 3V2H37ZM221 3V2H220ZM259 3V2H258ZM258 3H256V4H258ZM15 4V5H14ZM222 4V3H221ZM13 5L15 6V8L19 5V7L20 6H22L25 10H23V11H25L24 13H23V15H22V17H23V19L21 18L20 20H17V21H15V22H17L16 23V25L15 26H13L14 24H12V26L10 27L9 25H10V23H11V19L9 20V13L7 14V11L9 12V10H7V9H5V11H6V13H4V16L2 15V11H3V9L4 8H9V7H13ZM27 5V6H26ZM60 6L59 8H58V10H55L54 11V9L57 7V6ZM220 5V4H219ZM225 5V4H224ZM47 6H51V11H50V7H49V9H48V7ZM56 6V7H55ZM124 6H125V8H124ZM256 6V5H255ZM55 7V8H54ZM103 8V9H107V10H98V8ZM126 7L127 8H129L130 7V11L128 12L127 10H126ZM263 7V6H262ZM14 8V7H13ZM47 8V9H46ZM53 9V10H52ZM253 9H255V8H253ZM256 9H259V8H256ZM15 10V9H14ZM21 10V9H20ZM19 10V11H20ZM72 10H77L78 11V15L76 16H74L73 15V13H72ZM203 10H205V9H203ZM209 10V9H208ZM254 11V10H253ZM256 11H258V10H256ZM14 12V11H13ZM74 12V11H73ZM127 12H128V17H127ZM133 12V13H134ZM228 12V11H227ZM247 12V11H246ZM245 12V13H246ZM249 12V11H248ZM263 12V11H262ZM11 13V12H10ZM18 13V12H17ZM207 13V12H206ZM6 14V15H5ZM15 14V13H14ZM21 14V13H20ZM19 14V15H20ZM233 13H231L230 15H232ZM264 14V13H263ZM2 15V16H1ZM18 15V16H19ZM102 15H105L106 16V20H104L103 22L102 21H99V19H100V17L102 18L103 16ZM133 15V14H132ZM196 15H199V17H200V15H202V13L201 14H199V13H197ZM196 15H194V17L196 18ZM211 15V14H210ZM228 16L229 18H227V16L226 17H223V19H225V21L226 22H228V23H230V24H232V26L234 27L235 26V24H234V20H236V25L238 24V21H239V19H237L235 16ZM236 15V14H235ZM250 15V14H249ZM248 15V16H249ZM135 16V15H134ZM137 16V15H136ZM213 16V15H212ZM12 17V16H11ZM16 17V16H15ZM130 17H131V19H133V21L130 19ZM138 17V18H139ZM199 17H197V19H196V21L199 19ZM204 17V16H203ZM210 17V16H209ZM250 18H249V20L248 19H246V16H245V20L247 21L248 20V23H247V25L249 26V24H254L255 23V21L257 20V19H255V16H253V15H250L249 16ZM259 16L257 15V17L256 18H258ZM105 18V17H104ZM236 18V19H235ZM260 18V17H259ZM258 18V19H259ZM130 19V20H129ZM206 19V18H205ZM208 19V18H207ZM207 19H206V21H207ZM250 19H251V21H250ZM102 20V19H101ZM210 20V19H209ZM238 20V21H237ZM260 20V19H259ZM263 20V22H262V24H261V21ZM262 20H260V23L259 24H261V29H263V27L262 26H264L263 24H264V18H262ZM22 21L24 22L23 23V25H22ZM118 21V22H117ZM124 21V22H123ZM137 21V20H136ZM135 21V22H136ZM194 21H195V19H194ZM199 21V20H198ZM10 22V23H9ZM21 22V23H20ZM116 22H117V24H119L120 26H117L116 25ZM135 22H133V23H135ZM139 22V21H138ZM201 22V21H200ZM259 22V21H258ZM132 23V24H133ZM137 23V22H136ZM127 24V22L124 24V26ZM129 24V23H128ZM127 24V26L129 27V25H130V27L131 26H134V25H131V23L128 25ZM145 24V25H144ZM150 24V23H149ZM258 24V25H259ZM188 25V24H187ZM192 25V24H191ZM202 25V24H201ZM242 25H244L243 23H242ZM257 25V24H256ZM255 25V26H256ZM122 26H123V24H122ZM134 26V27H135ZM184 26V25H183ZM189 26V27H188ZM187 27L190 29V23H189V25H188ZM210 26H212V25H210ZM239 26V25H238ZM250 26H252V25H250ZM249 26V28L246 26H244L245 28H242L243 29V31L244 32H242V30H240V29H238L237 28V26L235 27V29H232V33L230 34V33H228V30L230 31V28H232L231 26L229 27V28H227V30H225V33H227L228 34V36H231V37H229V39L231 38V41H234L236 38H237V40H241V41H243V40H245L246 41V43L248 42V41H251L252 42V40H250V36H249V40H246L247 39V36L249 35V31H251V30H248V29H251V27ZM115 27H116V29H115ZM117 27H119V28H117ZM134 27H132L133 28V30H134ZM179 26H177V28H178ZM180 27H182L181 25H180ZM185 27V26H184ZM219 27V26H218ZM242 27V26H241ZM253 27H254V25H253ZM131 28V29H132ZM137 28H135V29H137ZM175 28V27H174ZM176 28V29H177ZM183 28V27H182ZM205 28V27H204ZM213 28V27H212ZM225 28V29H226ZM54 29H57V30H59V32H60V35H58V38H56V36L54 37V35H53V33H52V31L54 30ZM130 29V30H131ZM144 29V28H143ZM181 28H179L178 29V31H180V33H182L181 32V30H180ZM183 29H187V28H183ZM221 29V28H220ZM219 29V30H220ZM223 29V28H222ZM252 29H256V28H252ZM132 30V31H133ZM264 30V29H263ZM131 31V32H132ZM186 31V30H185ZM224 31V30H223ZM223 31H221V33L223 32ZM227 31V32H226ZM241 31V32H240ZM254 31V30H253ZM259 31V30H258ZM134 32V31H133ZM183 32H184V30H183ZM201 32V31H200ZM204 32H206V31H204ZM212 32V31H211ZM235 32H237V35H235L236 33ZM255 32V31H254ZM260 32V31H259ZM262 32V31H261ZM261 32H260V34H261ZM195 33V32H194ZM220 33V32H219ZM235 33V34H234ZM256 33V32H255ZM57 34V33H56ZM121 34V35H120ZM135 34V33H134ZM211 34V33H210ZM212 34H213V32H212ZM223 34V33H222ZM230 34V35H229ZM251 34H252V32H251ZM174 35H175V33H174ZM204 35V34H203ZM208 35V34H207ZM215 35V34H214ZM256 35H258L259 36V34L257 33ZM128 36V35H127ZM228 36H226V37H224V42H226V41H228L229 42V39L227 38ZM255 36V35H254ZM262 36V35H261ZM124 37V38H123ZM129 37V36H128ZM65 38H67V40H65ZM164 38V39H165ZM219 38V37H218ZM222 38V37H221ZM246 38V39H245ZM253 38H255V37H253ZM35 39L36 40H38L37 42L35 41ZM180 39V38H179ZM178 39V40H179ZM226 39H228V40H226ZM252 39V38H251ZM257 39H258V37H257ZM31 40L32 41H34V42H36V47L35 46H33L32 48H29V44H31ZM70 40V41H69ZM168 40V41H169ZM181 40V39H180ZM219 40V39H218ZM221 40V41H222ZM237 40H236V42H237ZM164 41V40H163ZM167 41V42H168ZM245 41H243V42H245ZM26 42H27V44H26ZM33 42V43H34ZM164 42H166V41H164ZM208 42V41H207ZM214 42V41H213ZM212 42V43H213ZM235 42V41H234ZM233 42V43H234ZM256 42V41H255ZM29 43V44H28ZM59 43V44H58ZM74 43V44H75ZM174 43V42H173ZM176 43V42H175ZM212 43H210V44H212ZM230 43V42H229ZM240 43V42H239ZM246 43H245V45H246ZM18 44H20L21 46H20V49L19 48H17L18 46ZM26 45L27 47H28V49H26V50H30V49H33V52L32 51H26L25 49L24 50H21V47L23 46V45ZM74 44H72V45H74ZM169 44V43H168ZM242 44H244V43H242ZM249 44V43H248ZM251 44H254L253 45V48L252 47H250V48H252V50L250 51H248V50H246L245 48L243 49L242 48V50H244V52H246L245 54L247 55V56H250V54L251 53H255V52H257V51H259L260 49H262L263 47H264V35L262 36V37H260L259 38V40L256 42V43H250V45ZM31 45H34V44H31ZM38 45V46H37ZM71 45V44H70ZM71 45V46H72ZM164 45L166 46V44L164 43ZM231 45V44H230ZM230 45H228V48H229V46ZM240 45H241V43H240ZM250 45H248V46H250ZM61 46V47H62ZM169 46H170V44H169ZM231 46H233V45H231ZM237 46V45H236ZM243 46V45H242ZM252 46V45H251ZM24 47V46H23ZM26 47V48H27ZM68 47V46H67ZM164 47V46H163ZM189 49H186L187 50V52H189V51H191V47L190 46H187ZM234 47V46H233ZM232 47V48H233ZM243 47H245V46H243ZM16 48L19 50V52H21V51H23L22 52V54L21 53H19L18 52V50H16ZM75 48V49H76ZM209 48V47H208ZM232 48H229V49H232ZM249 48V49H250ZM62 49V48H61ZM68 49V51L70 50L69 49V47L67 48ZM74 49V50H75ZM229 49H227V50H229ZM235 49H236V47H235ZM248 49V48H247ZM72 50V49H71ZM76 50V51H77ZM242 50H240V51H237V52H241ZM116 51H118V52H116ZM235 51V50H234ZM16 52H18V54L16 53ZM70 52V51H69ZM72 52H73V54H74V52L75 51H73L72 50ZM71 52V53H72ZM107 52V53H108ZM229 52V51H228ZM65 53V52H64ZM68 53V52H67ZM66 53V54H67ZM70 53V54H71ZM76 53L78 54V52H75V58H76ZM112 53V54H111ZM86 54V55H85ZM184 54H186V52L184 53ZM183 54V55H184ZM241 54H244L243 53V51H242V53ZM244 54V55H245ZM18 55H20V56H18ZM34 55H38V56H36L37 57V60H39V62L37 61V63H39V64H35L36 63V61L34 62V61H32L33 63H34V65H36V66H32L33 65V63L31 62H29L28 60H30L29 58H31V56H34ZM40 55V56H39ZM52 55H54L55 56V58H52L53 56ZM65 55V54H64ZM80 55V54H79ZM79 55H77L78 57H80ZM89 55V56H88ZM93 55V56H92ZM245 55V56H246ZM52 56V57H51ZM67 56V55H66ZM246 56V57H247ZM50 57V58H49ZM73 57V56H72ZM71 56H70V59L72 58ZM105 57H108V55L107 56H105ZM244 57V56H243ZM22 58H27L26 59V61H27V66L25 65L26 64V62H25V64H24V62L23 63H21L23 60H25V59H22ZM48 58H49V60H48ZM84 57L82 56V58L81 59H83ZM93 58H94V60H93ZM102 58H103V56H102ZM179 58V57H178ZM191 57H188V60L190 59ZM208 58L209 59H207V62L209 63V65H212V67H215V69L217 70V73H223V74H225V75H227L228 76V80H229V82H227V85H228V83H230V82H235V83H238L239 84V86L241 85L244 89H245V91H249L250 92V94L252 95V98H254L256 101L258 100V101H260L261 103H263L264 104V97L263 96H261L257 91H256V89H254L251 85H248L247 83H245V81L240 77V76H238L236 73H234L231 69H229V68H227L226 66H224V64L221 62V61H219V60H217L216 58H213V57H209V55H208ZM229 58V57H228ZM36 59V58H35ZM34 58H32V60H35ZM69 59V58H68ZM81 59L79 58V62L81 61ZM89 59H91V61L89 60ZM52 61V62H50V63H48V64H43V61H44V63L45 62H49V61ZM74 60V59H73ZM77 61H78V59H76ZM76 60H75V62H76ZM235 60V59H234ZM86 61V62H85ZM89 61V62H88ZM110 61V60H109ZM187 61V60H186ZM233 61V60H232ZM240 61V60H239ZM18 62L19 63H21V64H19L18 65ZM28 62H29V64H31V66H29L28 65ZM79 62H77V63H79ZM81 62V63H82ZM98 62V61H97ZM189 62V61H188ZM62 63V62H61ZM147 63V64H148ZM187 63V62H186ZM96 64V63H95ZM190 64H191V62H190ZM73 65V64H72ZM98 65H100L99 63L97 64V67H98ZM145 65V64H144ZM150 65H151V63H150ZM155 65V64H154ZM170 65H173V69H172V67H170V69L172 70V71H178V70H180L181 69V66H179V64H176L175 63V61L173 62V64H170ZM60 66V65H59ZM93 66L95 67L94 69L95 70H97L98 68L93 64ZM147 66V65H146ZM75 67V66H74ZM115 67V68H116ZM93 68V67H92ZM92 68H91V70H92ZM76 69V68H75ZM80 69V68H79ZM78 69V70H79ZM100 69V68H99ZM102 69V68H101ZM183 69V68H182ZM24 71L25 73L26 72H29L30 73V71H35L36 73H33L32 75L30 74V75H27V76H33V79H31L30 80V78L29 77H25L26 79H23L24 78V72L22 71V74H21V78H17V77H19V75H17V74H19L18 73V71ZM56 70V71H55ZM81 70V69H80ZM86 70V69H85ZM88 70V69H87ZM107 70V69H106ZM114 70V69H113ZM123 70V71H124ZM20 71V72H21ZM54 71H55V73H54ZM59 71V70H58ZM57 71V72H58ZM71 71H74V70H71ZM75 71H77V70H75ZM84 71V70H83ZM97 72V71H96ZM135 72V71H134ZM72 73H74V72H72ZM77 73V72H76ZM80 73V72H79ZM98 73V72H97ZM102 73V72H101ZM132 73V72H131ZM136 73V72H135ZM133 74V73H132ZM176 74V73H175ZM214 74H216V72L214 73ZM74 75H75V73H74ZM74 75H72L71 77H73ZM107 75H108V73H107ZM131 75V74H130ZM65 76V75H64ZM76 76V75H75ZM75 76H74V78H72V80L73 79H75ZM215 76H217V75H215ZM215 76H212L211 78L213 79V77L215 78ZM70 77V78H71ZM105 77V76H104ZM108 78H109V76H107ZM58 80V81H55V80ZM65 79V80H66ZM91 79V78H90ZM93 79H94V77H93ZM104 79V78H103ZM103 79H101V82L100 83H102V81H103ZM110 79V78H109ZM154 79V78H153ZM70 80V79H69ZM100 80V79H99ZM106 80V79H105ZM105 80L103 81L104 83H105ZM112 80V79H111ZM111 80H108V83H109V87H112L113 86V82L111 81ZM214 80V79H213ZM212 80V81H213ZM231 80V81H230ZM55 81V82H54ZM71 81V80H70ZM93 81V80H92ZM155 81V80H154ZM39 82V83H38ZM57 82H58V84H57ZM65 82H66V84H65ZM64 82V84L65 85H69V87L68 88H72V86L74 87V85H71L70 86V84L73 82V81H71L70 83L69 82H67V81H65ZM75 82V81H74ZM87 82V81H86ZM90 82V81H89ZM95 82V81H94ZM215 82H217V81H215ZM21 83H23L24 84V86L23 85H21ZM67 83H69V84H67ZM104 83L103 84H101V86L105 89V90H107V89H109V87L108 86H105L104 85ZM120 83V82H119ZM214 83V82H213ZM25 84H28V85H26L27 86V88L25 87ZM54 84H56V86L57 87H59L58 89H54V91H53V89H51L53 86H54ZM62 84V83H61ZM75 84H77V83H75ZM88 84V83H87ZM92 84V83H91ZM94 84V83H93ZM107 84V83H106ZM212 84V83H211ZM219 84V83H218ZM22 87H21V86ZM38 85H40V88H38ZM52 85V87H50ZM59 85V86H58ZM100 85V84H99ZM108 85V84H107ZM213 85V84H212ZM216 85V84H215ZM226 84H222V85H218V88L217 87H215V88H217L219 91H220V93H222V94H226L227 93V88H226V86H225ZM230 85V84H229ZM35 86H37V87H35ZM56 86H54L55 88H56ZM60 86H62V87H60ZM77 86H80L79 84L77 85ZM88 86V85H87ZM118 86H120V87H118ZM118 86H116L115 87V89L116 90H118V88H120L121 89V85H118ZM25 87V88H24ZM85 88H87L86 86H84ZM106 87H107V89H106ZM118 87V88H117ZM23 88V89H22ZM75 88V87H74ZM184 88V87H183ZM30 89V88H29ZM28 89V90H29ZM66 89V88H65ZM64 89V90H65ZM119 89V90H120ZM124 89V88H123ZM25 90V91H24ZM104 90V93H108L107 91H105ZM113 89L111 88V91H112ZM158 90V89H157ZM184 90V89H183ZM42 91V92H43ZM189 91H192V90H189ZM211 91V90H210ZM42 93L43 95L44 94H46L47 96H48V94L47 93ZM61 92H63V90L61 91ZM132 92V91H131ZM84 93V92H83ZM30 94H31V90H30ZM34 94V93H33ZM38 94H41L40 92L38 93ZM41 94V95H42ZM118 94V93H117ZM134 94V93H133ZM23 95H21V96H19V97H23V98H21V99H25L26 101H30V103L32 104V102H34L35 100H36V98L34 97V101H33V98H32V96H30V95H25V96H23ZM40 95V96H41ZM76 95V94H75ZM78 95V94H77ZM34 96H36V97H38L36 94L34 95ZM39 96V97H40ZM105 96H106V94H105ZM104 96V97H105ZM107 96H109V95H107ZM120 96V95H119ZM118 96V97H119ZM136 95H134V97H135ZM212 96H214V95H212ZM43 97H46L45 95L43 96ZM64 97V96H63ZM78 97H80V96H78ZM126 97V96H125ZM137 97V96H136ZM157 97V96H156ZM155 97V98H156ZM158 97L160 98V96L158 95ZM211 97V96H210ZM18 98V97H17ZM40 98H42V97H40ZM47 98V97H46ZM107 98V97H106ZM105 98V99H106ZM128 98V97H127ZM19 99V98H18ZM21 99H19V100H21ZM38 99V98H37ZM66 99V98H65ZM76 99V98H75ZM82 98H80V100H81ZM108 99V98H107ZM193 99H196V97H193ZM253 99V100H254ZM11 100H14V101H11ZM18 100V101H19ZM77 101H78V99H76ZM37 101H39V102H41L39 99L38 100H36V102ZM135 101H136V104L138 105V108H139V112H140V116H141V118H145V120L147 121V119H146V114H145V112L143 113L142 111H143V103H142V101L140 100V98H135ZM191 101H193V100H191ZM190 101V103H192ZM194 101H196V100H194ZM194 101H193V103H194ZM16 102H17V100H16ZM24 103V102H23ZM22 103V104H23ZM64 103V102H63ZM15 104V103H14ZM22 104H20L19 106L21 107L22 106ZM26 104V103H25ZM31 104H29V102H28V104H26V106L25 107H22V108H24V110L25 111H27L26 109L28 108V107H33V106H35V105H31ZM10 105V104H9ZM13 105V104H12ZM27 105H29V106H27ZM31 105V106H30ZM37 105H38V103H37ZM36 105V106H37ZM41 105V104H40ZM43 105V104H42ZM65 105H66V103H65ZM3 106V107H2ZM7 106H8V104H7ZM6 106V107H7ZM33 107V108H35V110L36 109H39L38 107ZM160 106V105H159ZM162 106V105H161ZM240 106H241V104H240ZM39 107H41V106H39ZM59 108H55L56 110H54V108H53V112H51V115H49V116H51V119L48 117V116H46V117H48L47 118V121H45V123L47 122V125H50L49 127H53V126H55L54 124H56L57 125V123H54V121L55 120H53V122H52V119H55V117L57 118H62L63 119V122H64V124H73V122H72V119H71V116L70 117H68L67 115H66V113H64L65 112V107L66 106H64V105H62V102H61V105L60 106H58ZM32 108V109H33ZM117 108V107H116ZM242 108V107H241ZM1 109H0V116H1V118H0V128L1 127H3L2 126V124H15L14 123V117L19 113V114H24L25 112H22L21 113V108H19L18 107V105L16 104V105H13V107H12V109L10 110L9 108H7V111L5 112V111H1ZM29 109V108H28ZM67 109V108H66ZM157 109H159V108H157ZM219 109H221V108H219ZM23 110V111H24ZM31 110V109H30ZM34 110V109H33ZM160 110V109H159ZM242 111L244 112V113H246L248 110L246 109V108H242ZM28 112H29V110H28ZM136 112V111H135ZM134 112V113H135ZM137 114H138V112H136ZM29 114V113H28ZM89 114H92V113H90L89 112ZM136 114V115H137ZM60 115V116H59ZM64 116V117H61V116ZM139 115V114H138ZM4 118H3V117ZM26 117H27V114L25 115ZM91 116V115H90ZM45 117V116H44ZM45 117V118H46ZM53 117V118H52ZM136 117V116H135ZM16 118V117H15ZM24 118V117H23ZM73 118V117H72ZM92 118H93V115H92ZM1 119H4V120H1ZM14 119V120H13ZM44 119V118H43ZM143 119H142V123H144L145 124V122H143ZM28 120V119H27ZM50 120V122H51V124L52 123H54L53 125H51L48 121ZM26 122V121H25ZM78 122V121H77ZM96 122V121H95ZM79 123V122H78ZM142 123H141V125H142ZM5 124H4V126H5ZM63 124V125H64ZM79 124H81V123H79ZM159 124V123H158ZM75 125V124H74ZM146 125H148L147 123H146ZM64 126H66V125H64ZM143 126V125H142ZM55 127H57V126H55ZM54 127V128H55ZM69 127V126H68ZM67 127V128H68ZM76 127V126H75ZM81 127V126H80ZM41 128V129H40ZM40 128L39 129H35V131H33V136H31V137H33V138H31L30 136V138L31 139H33V140H35L36 138H39L41 135H43V136H45V133L47 134H49L51 131L48 129V126H46V125H44L43 127H41L40 126ZM54 128H53V132H54V134L56 135L57 134V132H56V129L54 130ZM69 129V128H68ZM67 129V130H68ZM72 129V128H71ZM70 129V130H71ZM79 129H81V128H79ZM121 129V128H120ZM141 129V128H140ZM73 130V129H72ZM76 130V129H75ZM52 132V133H53ZM120 132V131H119ZM32 133V132H31ZM117 133V132H116ZM51 134V133H50ZM136 134V133H135ZM59 135V134H58ZM57 135V137H59ZM64 135V134H63ZM109 135V134H108ZM119 135V134H118ZM231 135H232V133H231ZM51 136V135H47L46 137H44L43 139H44V143H40L41 145L40 146H42V148L44 147V146H50L51 148H55L56 146H54L53 147V145H50V141H51V139H52V136H51V139L49 138V137ZM115 136V135H114ZM137 136V135H136ZM151 136V135H150ZM230 136V135H229ZM56 136L52 139V142H53V140L55 139V138H57ZM110 137V136H109ZM152 137V136H151ZM42 138V137H41ZM50 140H49V139ZM103 138V137H102ZM106 139V138H105ZM104 139V140H105ZM142 139V138H141ZM253 139V138H252ZM256 140V142H255V144H257V145H259L262 149H264V142H263V140L262 139H259L260 141H258L257 140V138H255ZM39 139H37V141H38ZM56 140V139H55ZM54 140V141H55ZM101 140L102 142H99L100 140H98L97 139V141H96V144H94V145H96L97 146V148H98V145L100 146V148L102 149V150H100V151H103V149H104V151H105V141H107V140ZM154 140H156L157 141V144H162V146L164 145L165 147L167 146V144H166V142H165V140L163 139V140H161L160 138H159V136H158V134L157 133H155V135H154ZM31 141V140H30ZM36 141V140H35ZM41 141V140H40ZM39 141V142H40ZM112 141V140H111ZM153 141V140H152ZM28 142V141H27ZM41 142H43V141H41ZM51 142V143H52ZM109 142V141H108ZM191 142L193 143L194 142V139H192L191 140ZM31 143V142H30ZM29 143V144H30ZM53 143H55V142H53ZM123 143V142H122ZM259 143V144H258ZM32 144V143H31ZM30 144V145H31ZM38 144V143H37ZM132 145H134V143H131ZM156 144V143H155ZM34 146V145H33ZM40 146H38L37 145V147H38V149L39 150H37V151H35V152H38V154H40L41 152H42V148L40 147ZM237 146V145H236ZM15 147V146H14ZM13 147V148H14ZM47 147H45V148H47ZM49 147V148H50ZM114 147V146H113ZM125 147V146H124ZM134 147V146H133ZM168 147V146H167ZM33 148V147H32ZM58 148V147H57ZM237 148V147H236ZM44 149V148H43ZM48 149V148H47ZM172 149V148H171ZM14 150H15V148H14ZM35 150V149H34ZM50 150V149H49ZM52 150H54V149H52ZM113 150V149H112ZM217 150V149H216ZM48 151V150H47ZM60 151V150H59ZM110 151V150H109ZM139 151V150H138ZM142 150H140L139 152L140 153H138V155H140L141 157H138V159H136L135 161H137V163H138V165L139 164H141V165H143L142 164V162L143 161H145L146 160V157H145V155L143 154V153H145V152H141ZM12 152V151H11ZM17 152H19V151H17ZM46 152V151H45ZM44 152V153H45ZM54 152H56L55 150H54ZM106 152V151H105ZM108 152V151H107ZM171 152V153H170ZM262 152V151H261ZM16 153V152H15ZM53 153V152H52ZM57 153V152H56ZM111 153V155H113L112 154V151L110 152ZM113 153H115V152H113ZM166 153H167V155L169 156V159H167V160H165L164 162H162L161 163V165L162 166H160V167H162V169L160 168H156V169H159V170H157L159 173L158 174H160L161 173V175L163 176V178H164V176L166 177V175L168 174H170V172H173V174L175 175V176H178L179 177V180H180V182L182 183V181H184V180H190V177H192L193 175H194V173H196L193 169H192V167H195V165L194 166H191V164H190V162L188 161V160H183L182 158H179L178 156H177V154H176V151H174V149L173 150H171V151H168V149L166 150ZM10 155H12V157H13V154L12 153H9ZM103 154H105L104 152H103ZM107 154V153H106ZM116 154V153H115ZM117 155V154H116ZM137 155V154H136ZM17 156H19L18 154H16V157ZM114 156V155H113ZM15 157V156H14ZM50 157V156H49ZM48 157V158H49ZM113 158V157H112ZM189 159V158H188ZM191 159V158H190ZM193 162V161H192ZM133 163V162H132ZM135 163V162H134ZM146 164V163H145ZM194 164V163H193ZM192 164V165H193ZM137 165V166H138ZM197 165V164H196ZM36 168H38V170H41V168H42V165H40V166H37ZM116 168V167H115ZM152 168V167H151ZM178 168H180V170H181V172L179 173V174H177V172H178ZM63 169V168H62ZM174 169H175V172H174ZM144 170H146V169H144ZM151 170H154V169H151ZM114 171H116V173L117 172H119V170L118 169H114ZM150 172V171H149ZM156 172V171H155ZM192 173H193V175H192ZM115 174V173H114ZM198 174V173H197ZM74 175V174H73ZM79 175V174H78ZM77 175V177H79ZM116 175V174H115ZM24 176V175H23ZM81 176V175H80ZM84 175L82 174V177H83ZM65 177V176H64ZM86 177V176H85ZM110 177H112L113 178V175L112 174H110ZM109 177V178H110ZM194 178H196L195 176H193ZM192 177V179L194 180H192V182H195V180L196 179H194ZM19 180H20V178H18ZM23 179V178H22ZM75 179H76V177H75ZM74 180V179H73ZM43 181V180H42ZM75 181V180H74ZM158 181V180H157ZM14 182L15 183H17L18 182V180H14ZM13 182V183H14ZM81 182V181H80ZM112 182L114 183L115 181H114V179H112ZM185 182V181H184ZM183 182V183H184ZM187 182V181H186ZM184 183V184H182L181 186L182 187H184V188H186L187 189V187L189 186V187H191V188H194L193 186H190V185H187V184H190L191 183V180H190V183H189V181H188V183ZM69 183V182H68ZM157 183V182H156ZM159 183V182H158ZM193 184V183H192ZM197 184V183H196ZM184 185V186H183ZM187 185V187H185ZM198 185H200L199 183H198ZM13 187H14V185H12ZM180 186V184L177 186L178 188H176V190L177 191H179V187L180 188H182ZM11 187V186H10ZM10 187H8L9 189H11ZM12 187V188H13ZM76 187H78V186H76ZM128 187H129V185H128ZM198 187V186H197ZM200 188H199V190H198V188L196 189V191H198V192H200L201 190H204V188H201L202 186H199ZM149 188V187H148ZM147 188V189H148ZM152 188V187H151ZM150 188V189H151ZM183 188V192H185L184 190H186V189H184ZM187 189L186 191H187V193L189 194V195H192L194 192L196 193V191H193V190H195V189ZM260 188V187H259ZM95 189V188H94ZM163 189V188H162ZM261 189V188H260ZM70 190V189H69ZM130 190V189H129ZM154 190V189H153ZM214 190H215V188H214ZM213 190V191H214ZM262 190H263V192H264V189L262 188ZM98 191V190H97ZM126 191V190H125ZM144 191H145V189H144ZM175 191V190H174ZM174 191H172V195H174L175 193H176V191L174 192ZM181 191V190H180ZM179 191V193L177 194L176 193V196H178L181 192ZM197 192V193H198ZM217 191H215V193H216ZM229 192V191H228ZM107 193V192H106ZM104 194L103 196V200L105 201L106 199H105V197L107 196V194ZM134 193H136V192H134ZM139 193H140V191H139ZM155 193V192H154ZM154 193H150V194H153V196H154ZM174 193V194H173ZM215 193H213V194H215ZM65 194V193H64ZM99 194V193H98ZM171 194V193H170ZM185 194H186V192H185ZM185 194H183L182 196L184 197V195ZM210 194H212V191H210ZM136 195V194H135ZM157 195V194H156ZM161 195V194H160ZM172 195H171V197H172ZM126 196V197H125ZM127 196H128V194H127V192H126V195H123V194H121V196L119 197L120 199L118 200V202H120L121 201V204H122V202L124 201V203H125V201H127V200H125V198H127ZM134 196V195H133ZM138 196V195H137ZM158 197H159V195H157ZM165 196V195H164ZM164 196H162V197H164ZM180 196V195H179ZM186 196H187V198H188V200L190 199L189 198V196L186 194ZM212 196H214V195H212ZM218 196V195H217ZM63 197V196H62ZM131 197V196H130ZM150 197H152V196H150ZM175 197V196H174ZM193 197V196H192ZM219 197V196H218ZM218 197H216V194H215V197H213V199L214 198H218ZM114 198V197H113ZM148 198V197H147ZM166 198H168V197H166ZM212 198V197H211ZM76 199V198H75ZM115 199V198H114ZM117 199H118V197H117ZM133 199V198H132ZM146 199V198H145ZM158 199V198H157ZM161 199V198H160ZM171 199V201L173 202L172 204L173 205H175L176 204V202L174 203V201L172 200L173 199V197L172 198H170L169 197V199H167L168 201ZM192 199V198H191ZM190 199V200H191ZM62 200V199H61ZM111 200V199H110ZM113 200V199H112ZM136 200V199H135ZM134 200V201H135ZM140 200V199H139ZM139 200H137V201H139ZM220 200V199H219ZM223 200V199H222ZM116 202H117V200H115ZM166 201V200H165ZM23 202V201H22ZM60 202V201H59ZM110 202V201H109ZM170 202V201H169ZM169 202H168V204H169ZM185 202H187V201H185ZM189 202V201H188ZM63 204L65 203V202H62ZM111 203V202H110ZM114 203V202H113ZM128 203V202H127ZM135 203L137 204V206L139 205V202H136L135 201ZM162 203H164V202H162ZM180 203V202H179ZM182 203V202H181ZM121 204H119V205H121ZM134 204V203H133ZM132 204V205H133ZM166 206L168 205V204H166V203H164ZM170 204H171V202H170ZM169 204V205H170ZM171 204V205H172ZM185 204V203H184ZM188 204H190V203H188ZM107 205V204H106ZM113 205V204H112ZM116 205V204H115ZM126 205H130V204H126ZM165 205H162L163 207L165 206ZM168 205V206H169ZM170 205V206H171ZM181 205V204H180ZM186 205V204H185ZM217 205H218V203H217ZM94 206V205H93ZM122 206V205H121ZM120 206V207H121ZM135 205H133V207H134ZM220 206V205H219ZM73 208H74V206H72ZM75 207L76 208H74V210H72L71 209V211H70V214L72 215V217H70V218H73V219H76V215H75V213H77V211H79V210H84L82 207H79V206H76V204H75ZM86 210H90V211H94L95 213L96 212H98L99 214H100V211H97V210H95L94 208H92V206H90V205H84L83 206ZM130 207H132V206H130ZM133 207H132V209H133ZM160 207V206H159ZM159 207H157V208H159ZM207 207V206H206ZM205 207V209H207ZM25 208H26V206H25ZM139 208H141V207H139ZM162 208V207H161ZM165 208V207H164ZM174 208V207H173ZM22 209H24L23 207H22ZM126 209H127V206H125L124 204H123V208H122V213L123 212H126ZM166 209V208H165ZM164 209V210H165ZM204 209V210H205ZM218 209V208H217ZM219 209H220V211H221V209L222 208H220L219 207ZM26 210H28V209H26ZM125 210V211H124ZM159 210H161V209H159ZM216 210V209H215ZM136 211V210H135ZM119 212V211H118ZM133 212H134V210H133ZM161 212H165V211H161ZM216 212V211H215ZM69 213V212H68ZM158 213V212H157ZM218 213V212H217ZM97 214V213H96ZM98 214V215H99ZM113 214V213H112ZM139 214H141L142 215V217H143V215L144 216H147V217H150V214L149 213H146V212H143V210H142V212H141V209H140V213ZM223 214V213H222ZM121 215V214H120ZM212 215H214V214H212ZM217 214H215V216H216ZM28 216V215H27ZM26 216V217H27ZM101 216V215H100ZM218 216V215H217ZM220 216V215H219ZM78 217V216H77ZM103 217V219H104V216H102ZM122 217V216H121ZM168 217V216H167ZM224 217V216H223ZM31 218V217H30ZM109 217L108 216H106V218L105 219H107L108 221H109V219H108ZM165 218V217H164ZM21 219V218H20ZM29 219V218H28ZM125 219V218H124ZM148 219V218H147ZM31 220V219H30ZM111 220V219H110ZM174 220V219H173ZM78 222V221H77ZM110 222H112V221H110ZM167 222V221H166ZM165 222V223H166ZM172 222V221H171ZM223 222H224V220H223ZM54 223V222H53ZM131 223V222H130ZM169 223V222H168ZM175 223V221L173 222V224ZM177 223V222H176ZM175 223V224H176ZM217 224H219V222H216ZM178 224V223H177ZM176 224V225H177ZM220 224H221V222H220ZM54 225H56V224H54ZM53 225V226H54ZM215 225V224H214ZM150 227V226H149ZM215 227H219V226H215ZM214 227V228H215ZM181 228H183L182 226H181ZM222 228V227H221ZM184 229V228H183ZM185 230V229H184ZM212 230V229H211ZM26 232H27V230H25ZM24 231V232H25ZM158 232H160L159 230H157ZM156 231V232H157ZM161 231H163V230H161ZM21 232V231H20ZM155 232V233H156ZM120 230L119 231H117V236H119L120 237ZM22 234V233H21ZM187 234H188V232H187ZM122 235V234H121ZM193 235H195V234H193ZM159 236V235H158ZM186 237V236H185ZM187 237H189L188 239H185V243L183 244V245H180V246H177V248H179V247H185V248H190L189 246H190V243L191 242H188V240L190 239V240H195V238L196 237H193L192 235L190 236L189 234L187 235ZM263 238L261 239V244H263L264 245V236H262ZM165 238V237H164ZM170 239V238H169ZM30 240V244L32 243L33 244V240H31V239H29ZM40 240V239H39ZM222 240V239H221ZM225 240L226 241H229L227 238H225ZM43 242L42 244H40L39 242ZM39 242L37 241V245H38V247H40L39 249H41V251H44V249H45V243H44V241H42V240H40ZM139 242H141L140 244L143 246V238H141V240H139ZM138 242V243H139ZM28 243V244H29ZM35 243V242H34ZM108 243V242H107ZM29 244V245H30ZM116 244V243H115ZM37 245H35L36 246V248H37ZM167 245H168V243H167ZM256 245H258L257 243H256ZM115 246V245H114ZM233 246H229L228 248L230 249V253L231 252H233V251H235L236 250V248H235V250L232 248ZM258 247V246H257ZM27 248H28V250H29V252L31 253L32 251H33V253H35V254H37L38 252H39V250L37 251H34V250H32L31 251V249L28 247V245H27ZM33 248H34V246H33ZM238 248V247H237ZM2 249V248H1ZM47 250V249H46ZM226 250V249H225ZM228 250V249H227ZM14 251V250H13ZM172 251V250H171ZM177 251H178V249H174L173 250V252H174V254L175 253H177ZM188 251V250H187ZM191 251V250H190ZM254 251V249L250 252V253H254L253 252ZM5 252H7L6 250H5ZM4 252V253H5ZM45 252V251H44ZM160 252H161V250H160ZM169 252V251H168ZM189 252V251H188ZM193 252V251H192ZM191 252V253H192ZM226 252V251H225ZM240 252V251H239ZM9 253L11 254V253H13V252H11V251H9ZM183 253V252H182ZM8 254V253H7ZM10 254H8V256H6V260H5V262H9L10 260H11V262H16L15 260H16V258H15V260H13V257H15V256H10ZM40 254V253H39ZM161 255H162V253H160ZM178 254V253H177ZM202 254V253H201ZM204 254V253H203ZM11 255H14V254H11ZM176 255V254H175ZM174 255V256H175ZM253 255V254H252ZM251 255V256H252ZM249 256H250V254H249ZM158 257H160L161 258V256L159 255ZM231 257V256H230ZM223 258V257H222ZM8 259V260H7ZM169 259V258H168ZM167 259V260H168ZM246 259H248V258H246ZM13 260V261H12ZM165 260V259H164ZM166 260V261H167ZM173 261L171 258L169 259V261ZM222 260V259H221ZM24 261V260H23ZM11 262H9L10 264H11ZM217 262V261H216ZM215 262V263H216ZM8 263V264H9ZM169 263V262H168ZM172 263V262H171ZM14 264V263H13ZM222 264V263H221Z\"/></svg>",
	"mask_w": 264,
	"mask_h": 264
},
{
	"label": "built area",
	"instance_id": "built-area-1",
	"mask_svg": "<svg viewBox=\"0 0 264 264\" xmlns=\"http://www.w3.org/2000/svg\"><path fill=\"white\" fill-rule=\"evenodd\" d=\"M223 115V114H222Z\"/></svg>",
	"mask_w": 264,
	"mask_h": 264
}]
</instances>
